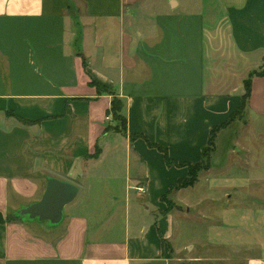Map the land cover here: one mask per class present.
<instances>
[{"label":"crops","instance_id":"1","mask_svg":"<svg viewBox=\"0 0 264 264\" xmlns=\"http://www.w3.org/2000/svg\"><path fill=\"white\" fill-rule=\"evenodd\" d=\"M263 65L264 0H0V264H164L239 224L245 264H264V205L245 201L251 218L231 220L227 173L201 174L171 209L161 200ZM91 80L123 101L125 133L106 130L112 96ZM250 111L264 116V76ZM235 123L217 133L209 171ZM50 177L74 184V199L55 220L26 219Z\"/></svg>","mask_w":264,"mask_h":264},{"label":"rangeland","instance_id":"2","mask_svg":"<svg viewBox=\"0 0 264 264\" xmlns=\"http://www.w3.org/2000/svg\"><path fill=\"white\" fill-rule=\"evenodd\" d=\"M234 122H239V125L235 123V126L232 128L234 131L230 130L227 132L224 139L223 150H227L226 159L222 156H215L214 161H218V164L216 169H211V171H209L212 165L211 157L209 161L210 166L207 170H202L203 164L191 165L190 167H198L200 169L199 176L202 174L201 178L205 175L207 176L209 173L213 177H223V173L231 176L228 179L231 186H233L230 188L232 197L229 200L232 206H230L231 211L228 212L229 218L231 220L238 218L240 221H247L248 218H251L250 213L246 210L245 204L247 202L248 204L246 205H251L253 201L257 200L260 204L264 205V116L250 111V115H245V117L237 116ZM116 125L118 126L116 127ZM122 126L123 123L119 121L118 123L113 121L111 125L112 128L115 127L119 130L122 129ZM228 144H231V146L228 147ZM219 173L221 174L220 176ZM208 188L210 189V184L204 185L201 191L206 192ZM173 193L168 195V200L171 201ZM223 193L224 191L219 188L212 192L217 197H222ZM193 198L194 195L192 194L190 200H193ZM245 201L247 202L244 203ZM242 203L244 206L240 205ZM171 206H174L172 201ZM204 209L208 211L207 206ZM231 212L233 213L230 214ZM25 218L30 220L38 217H30L26 214ZM233 226L226 234L228 239H218L219 241L208 244L196 243L189 250L185 251V254L188 256H200L199 258L194 259L193 257L195 256L190 258L184 256L182 260H177L175 257L164 264H245V251L247 249L244 247L245 244L239 243V232H246V229L242 228L240 224ZM235 230L237 231L236 233ZM185 232L189 233L190 236L192 234L200 238V236L204 237L205 230L191 227V229H185ZM187 236L189 235L180 237L178 241H184ZM229 238L232 239L230 240Z\"/></svg>","mask_w":264,"mask_h":264},{"label":"trees","instance_id":"3","mask_svg":"<svg viewBox=\"0 0 264 264\" xmlns=\"http://www.w3.org/2000/svg\"><path fill=\"white\" fill-rule=\"evenodd\" d=\"M253 76H264V65L262 67H260V69L250 72L248 77L245 79V81H244V94L241 97V104L238 107V109H236V111H234L232 113V115L224 123L213 126L211 128L210 133H209V137L207 140V144L202 149L201 159L197 162H194V163H184L183 166L187 167L186 176L179 178L176 181V183H174L171 186L170 190L161 196V200L165 201L167 204V209L172 208L171 201L167 199L169 194H171L172 192H175L177 190L183 189V188L191 187L198 181L200 169L198 167L192 168V167H190L191 165L203 164L202 170H207L209 168L210 157L214 151L215 139H216V135L219 132V130L221 128L229 125L230 123L234 122V119L237 116H244V117H245V115L247 116V106H248V100H249L250 95H251V86H252ZM90 84L96 88L98 95L109 94L112 96L110 107H109V109L106 110V115L110 116L111 119L113 121H115L116 123H118V121L123 123L121 130L116 129L115 127L112 128L110 126H107L106 130L112 128L115 131L125 133L126 119H125V116L122 114L123 101L114 93L112 88H109V87H107V86H105L99 82H96L95 80H91ZM7 114L11 115L13 113L8 112ZM20 120L23 123H28V121H26V120H22V119H20ZM244 124H245V122H244ZM117 126L118 125H116V127ZM151 145L156 146L164 154L165 162L168 166L178 165V163H176V161L172 160L168 156L167 151L164 148L160 147L157 144H151ZM98 154H99V148L96 147L95 153L92 156H97ZM169 204H170V206H169ZM7 218L9 220H11L14 217L12 215H9V217H7Z\"/></svg>","mask_w":264,"mask_h":264},{"label":"water","instance_id":"4","mask_svg":"<svg viewBox=\"0 0 264 264\" xmlns=\"http://www.w3.org/2000/svg\"><path fill=\"white\" fill-rule=\"evenodd\" d=\"M76 192L74 184L50 177L40 200L29 205L23 214L41 220H55L61 215L63 207L74 199Z\"/></svg>","mask_w":264,"mask_h":264},{"label":"built area","instance_id":"5","mask_svg":"<svg viewBox=\"0 0 264 264\" xmlns=\"http://www.w3.org/2000/svg\"><path fill=\"white\" fill-rule=\"evenodd\" d=\"M107 119H110V116L106 117Z\"/></svg>","mask_w":264,"mask_h":264}]
</instances>
